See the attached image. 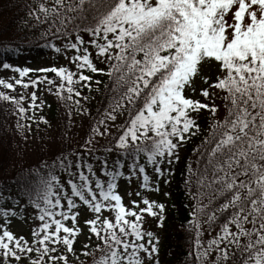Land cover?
<instances>
[{"label": "trees", "instance_id": "1", "mask_svg": "<svg viewBox=\"0 0 264 264\" xmlns=\"http://www.w3.org/2000/svg\"><path fill=\"white\" fill-rule=\"evenodd\" d=\"M123 1L0 0V66L34 63L45 58L66 40L64 34L67 32L75 38L100 34L107 28L104 27L106 19L112 17ZM212 1L214 4L219 0ZM158 2L161 6L150 20L135 24L138 27H132L117 37L119 51L116 61L102 64L88 55L76 78L62 81L66 85L62 84L61 110L51 102L45 110L31 108L27 104L12 114V108L18 106L16 97L4 96L0 92L1 220L11 217L29 225L35 213L51 208L53 198L56 200L58 194L52 180L81 175L97 165L96 157L78 156V153L71 159L59 154L44 160L45 157L37 155L38 162L34 167L26 165L22 161L21 145L14 139L19 132L18 127L27 126L30 131L38 128L51 133L60 123L61 128L56 135L57 142L61 143L65 141L66 127L63 123H66V114L78 110L84 102L92 107L94 102L101 104L103 100L110 99V102L116 101L112 103L114 107L130 96V111L135 115L153 109L160 97L165 99L168 95L169 87L162 86L161 81L168 80L169 72L162 74L174 50L180 48L182 39H178V33L181 27L185 25L187 33L192 35L189 36V46L193 36L213 37L217 18L224 6H209L208 0ZM202 10L207 23L205 17L198 15ZM198 17L199 22L196 20ZM198 52L200 54L201 49ZM160 58L164 60L160 64H164L165 70L159 64L156 72L148 75L150 80L147 81L145 74ZM56 71V65L24 69L29 79L40 74L54 75ZM160 74L162 77L158 78ZM249 76L248 80L238 75L233 79L235 83L224 87L228 104L217 115L213 112L218 111L215 107L199 101L187 102L185 110L191 118L185 120L177 131L178 154L162 157L156 151L139 149L135 155L124 152L113 163V185L142 159H147L154 167L164 201L154 210L161 239L156 247L155 261L151 264H196L191 254L198 234L195 223L199 219H215L225 228L220 241V249L224 248V252L220 250L224 255L221 264H254L264 257V61ZM107 92L114 97H108ZM119 97L121 99L116 100ZM133 115L130 117L132 121ZM201 145L194 168L191 157ZM58 146L63 149V146ZM198 182L202 198L196 196L192 199L195 193L192 186ZM246 215L248 217L244 221ZM233 216L237 218L231 222ZM64 227L70 230L65 233L66 242L52 249L46 264H79L84 261V253L90 255L94 247L90 231H86V243L82 245L75 240L77 233L73 232L74 227L70 223Z\"/></svg>", "mask_w": 264, "mask_h": 264}, {"label": "rangeland", "instance_id": "2", "mask_svg": "<svg viewBox=\"0 0 264 264\" xmlns=\"http://www.w3.org/2000/svg\"><path fill=\"white\" fill-rule=\"evenodd\" d=\"M212 2L208 0L209 6L224 5L217 18L219 23L215 25L214 36L206 39L193 36L189 46V36L192 35L187 33L185 25L182 26L178 33V39H182L181 49L174 50L166 70L164 64H160L164 61L160 58L145 74L149 81L148 75L154 74L159 64L165 70L162 75L169 72L168 80L161 81L162 86L169 87L168 95L165 99L160 97L153 109L135 115L130 111V96L124 102L117 98L119 102L114 107L112 103L116 101L110 102V99L103 100L101 104L94 102L92 107L84 102L78 110L66 114V123H63L66 127L65 141L61 143L57 142L56 135L61 128L60 123L51 133L38 130L36 126L31 131L27 126L18 127L19 132L14 139L21 145L22 161L26 165L34 167L38 162L37 155L45 157L44 160L59 154L71 159L75 153L96 157L97 165L84 174L52 180L58 194L56 200L53 198L51 208L35 213L29 225L11 217L0 219V264H46L52 249L66 242L65 233L70 230L64 225L68 223L77 233L75 240L82 245L86 243V231L91 232L90 238L94 240L90 255L84 253V261L79 264H151L155 261L161 234L154 210L163 203L164 194L154 175V167L147 159H142L113 185V163L124 152L135 155L139 149L156 151L162 157L178 154L177 131L185 120L191 118L185 110L187 102H203L218 110H213L214 115L221 113L228 104L224 87L235 83L233 79L238 75L249 80V75L264 61V0ZM160 6L158 0H124L112 17L106 19L104 27L107 28L100 34L75 38L67 32L64 34L66 40L45 58L34 63L0 66L1 95L17 99L18 106L12 108V114L27 104L28 107L45 110L52 102L59 110L62 81L76 78L84 58L92 55L102 64L116 61L119 51L117 37L132 27H138L135 24L150 20ZM198 15L205 17V11ZM205 22H208L207 17ZM55 65L57 71L54 75L40 74L29 79L24 73L26 68L43 69ZM161 77L160 74L158 78ZM107 96L114 97L110 92ZM132 115L133 121L130 119ZM202 147H197L191 157L194 168ZM191 190L195 191L192 199L196 196L202 198L199 182ZM246 212L249 216L250 210ZM236 218L233 216L231 222ZM196 224L198 234L192 259L196 264L223 263L224 255L220 250L224 252V248L220 249V241L225 228L215 219H199ZM254 264H264V257Z\"/></svg>", "mask_w": 264, "mask_h": 264}]
</instances>
